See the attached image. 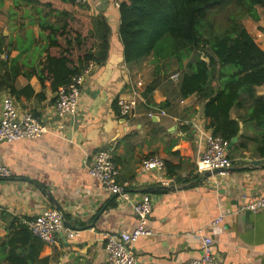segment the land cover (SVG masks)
<instances>
[{
	"label": "crops",
	"instance_id": "1",
	"mask_svg": "<svg viewBox=\"0 0 264 264\" xmlns=\"http://www.w3.org/2000/svg\"><path fill=\"white\" fill-rule=\"evenodd\" d=\"M15 1L5 0L0 10V36L6 37L3 55L8 63L16 60L19 68L14 88L29 87L32 94L26 95V89L15 96L7 91L0 95L11 96L19 114H32L48 132L37 139L0 142V161L10 171L8 179L0 178V264H12L6 257L13 249L19 252L18 244L7 245L15 232L9 225L56 208L76 235L68 238L61 232L54 245L41 243L37 260L26 264H40L42 259L47 264H106L102 235L132 229L137 219L130 204L109 196L88 174L101 150L111 151L118 169L116 181L128 183L130 200L138 201L141 195L150 200L147 229L151 234L133 246L136 264L199 259L204 237L212 239L218 264H264V210L245 209L264 197V163L252 164L264 161L256 154V145L227 149L231 167L224 173L195 172V161L204 151L201 132L207 130L204 102L195 94L182 97L181 73L175 72L177 81L170 79L174 74L170 65L164 67L152 56L130 63L124 60L113 0H86L95 26L104 21L109 26L107 59L86 77L74 114L58 117L53 79L47 72L42 74L43 84L39 78L48 42L33 22L36 13L16 9ZM257 12L258 22L250 19V30L245 27L251 37L254 28L264 33V10L257 7ZM255 43L264 51L261 40ZM49 53L56 56L59 50L51 48ZM256 93L264 97V84ZM118 99L136 101L132 116L120 115ZM150 106L165 110L166 115L150 119L146 115ZM231 118L235 119L234 111ZM239 122L242 134L253 137L255 132ZM149 155L163 160L164 175L175 187L161 186L156 171H140L141 161ZM218 217H222L220 224L212 228L210 223Z\"/></svg>",
	"mask_w": 264,
	"mask_h": 264
},
{
	"label": "trees",
	"instance_id": "2",
	"mask_svg": "<svg viewBox=\"0 0 264 264\" xmlns=\"http://www.w3.org/2000/svg\"><path fill=\"white\" fill-rule=\"evenodd\" d=\"M3 1L0 0V8ZM226 1L121 0L118 36L127 63L147 56L162 62L164 67L176 62L181 69L182 97L195 94L204 102L205 128L229 143L242 121L245 129L255 134L253 137L240 135L234 149L256 145V154L264 157V97L256 93L264 84V51L238 19L248 17L258 22L257 7L264 10V0H234L232 10L227 13L226 26L216 31L210 13ZM16 3L36 13L33 22L48 42L39 75L41 84L45 79L42 74L47 72L53 79L51 88L56 92L88 63L100 65L107 59L109 26L105 21L95 26L86 4H78L76 0H16ZM72 21L80 24V31L71 29ZM5 39L0 36V56L4 54ZM51 48H58L59 53L50 55ZM18 74L16 60L8 63L0 57V92L15 96L27 89L26 95L32 94L29 87L19 91L14 88ZM144 97L147 98L145 94ZM232 111L235 119L231 118ZM167 172L171 175L169 167ZM14 222L9 225L15 232L7 245L18 244L19 252L13 249L6 259L12 264L34 263L42 244L22 221L16 225ZM38 262L47 264L48 260Z\"/></svg>",
	"mask_w": 264,
	"mask_h": 264
},
{
	"label": "built area",
	"instance_id": "3",
	"mask_svg": "<svg viewBox=\"0 0 264 264\" xmlns=\"http://www.w3.org/2000/svg\"><path fill=\"white\" fill-rule=\"evenodd\" d=\"M121 0H113L115 7L119 8ZM78 4H85L86 0H76ZM253 40L264 45V33L254 28ZM257 45V44H256ZM258 46V45H257ZM95 67V64L88 63L77 75L70 78L65 85L58 87L55 94L56 115L63 118L74 114L77 109L81 90L84 81ZM178 73L170 76V79L177 81ZM141 85V83H137ZM116 106L120 115L132 116L136 110L135 100L118 99ZM146 115L153 119L157 115H166V111L157 107L150 106ZM48 132V127L43 125L32 114H19L11 96L0 95V142L10 143L21 139H37ZM204 140V151L195 161V172L198 174L219 171L224 173L231 167V160L227 157L228 142L219 135H213L210 130L201 132ZM164 162L157 155L145 157L140 164V171L143 173L156 171L157 181L165 188L175 187L173 180L164 175ZM88 174L99 182V185L109 196L119 197L131 205L137 219L134 228L128 230L113 231L102 235L104 250L106 253V264H136L133 254V246L139 238L151 234L147 229V217L150 212V200L147 195H141L138 201L130 200L129 185L127 182L119 183L116 181L118 169L113 161L110 150H101L94 157L88 168ZM10 171L0 161V178L8 179ZM246 210L257 212L264 210V197L249 203ZM222 217L212 221L211 227H217ZM22 224L27 227L29 232L36 237L42 244L52 246L55 244L57 236L61 232H66L68 238H73L76 233L70 232L65 225L63 215L55 209L46 210L35 215L29 220H23ZM202 257L192 259L184 264H218L212 250V239L204 237L201 240Z\"/></svg>",
	"mask_w": 264,
	"mask_h": 264
},
{
	"label": "rangeland",
	"instance_id": "4",
	"mask_svg": "<svg viewBox=\"0 0 264 264\" xmlns=\"http://www.w3.org/2000/svg\"><path fill=\"white\" fill-rule=\"evenodd\" d=\"M4 2H5V0L3 1V4H4ZM7 2H11V0H7ZM233 3H234V0H227L225 3H222L217 8H215L213 10V12L211 11V13H210L211 20H212L213 26H214L216 31H221L226 26L227 13L232 10ZM85 4H86V2H85ZM15 7H16V9H20V8H24L25 9L26 8L21 3H16ZM1 8H0V10H1ZM238 19L244 25V27H247L250 30V27H249V23L251 21L250 18L241 17V18H238ZM70 27L74 31H80L81 30L80 24L75 22V21L70 22ZM1 56H2V58H4L5 55L2 54ZM4 59H6V57ZM170 68H171L172 72H174V73L175 72L181 73V69L179 68L178 64L176 62H174V61H172L170 63Z\"/></svg>",
	"mask_w": 264,
	"mask_h": 264
},
{
	"label": "water",
	"instance_id": "5",
	"mask_svg": "<svg viewBox=\"0 0 264 264\" xmlns=\"http://www.w3.org/2000/svg\"><path fill=\"white\" fill-rule=\"evenodd\" d=\"M238 126H239L238 133H237V135H236L234 138H232L231 141L228 143L227 149H230V148H231V147L237 142L238 137L242 134V123L239 122ZM263 163H264V161H253V162H252L253 165H259V164H263ZM217 172H219V171H214V172H212V173H217ZM212 173H211V174H212ZM207 175H210V174L207 173ZM56 209L59 210V208H56Z\"/></svg>",
	"mask_w": 264,
	"mask_h": 264
}]
</instances>
